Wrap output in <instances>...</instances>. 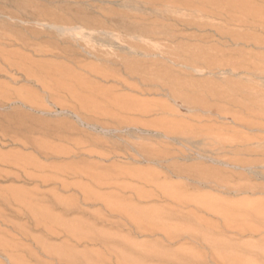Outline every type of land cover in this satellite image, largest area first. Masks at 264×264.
<instances>
[{
    "label": "rangeland",
    "instance_id": "374dc122",
    "mask_svg": "<svg viewBox=\"0 0 264 264\" xmlns=\"http://www.w3.org/2000/svg\"><path fill=\"white\" fill-rule=\"evenodd\" d=\"M181 1L0 0V264H264L261 18Z\"/></svg>",
    "mask_w": 264,
    "mask_h": 264
},
{
    "label": "bare ground",
    "instance_id": "6f19581e",
    "mask_svg": "<svg viewBox=\"0 0 264 264\" xmlns=\"http://www.w3.org/2000/svg\"><path fill=\"white\" fill-rule=\"evenodd\" d=\"M165 1V0H164ZM237 2V1H236ZM235 1H229V0H189V1H181L180 3L179 2H177V3H175V2H171V3H173V5L171 4V5H162V8H164V7H167V8H172V9H174L175 11H181V10H186V11H190V12H193L194 14H197V15H199V14H201V15H205V16H221L222 18L224 17L225 19H226V22L227 23H229V22H234V21H236V22H238L239 24H246L247 22L246 21H243V19L241 20V19H236V18H234V16H233V14H235V13H241L242 15H253L255 18L257 17V19H259V18H261V20L262 19H264V13L262 12V11H260L259 9H256V8H254V7H252L251 5H244V3L243 4H239V3H242L241 1H238L239 3H236ZM181 4H187V5H181ZM196 4H200V5H196ZM154 6H157V5H154ZM160 6V5H159ZM164 6V7H163ZM139 8H141V7H139ZM147 10V9H146ZM168 10V9H167ZM171 10V9H170ZM143 12V11H142ZM153 13H155L156 14V16L157 17H163L164 18V14H163V12L161 11L160 12V14H158L157 12H155V10H154V12ZM162 13V14H161ZM174 14V13H173ZM236 15V14H235ZM142 16V15H141ZM56 17V16H55ZM75 17V16H74ZM220 17V18H221ZM247 17V16H246ZM252 17V16H251ZM52 18V17H51ZM56 19V18H55ZM59 19V20H58ZM63 19V18H62ZM64 19H65V17H64ZM75 19V18H74ZM224 19V20H225ZM254 19V18H253ZM68 20H69V18H68ZM71 20V19H70ZM80 20V19H79ZM260 20V19H259ZM259 21V23L260 22H262V21ZM53 21H55L54 19H53ZM52 21V22H53ZM63 21V23L65 22L64 20H62ZM62 21H61V19H60V17L59 18H57L56 19V22H55V24H57V25H55L54 27L55 28H59V30L61 29H63V27L65 26V24H64V26H62V27H60V26H58V22H60V23H62ZM82 21V20H81ZM84 21V20H83ZM171 21V20H170ZM176 21V20H175ZM178 21V20H177ZM186 23V26L189 28V26L187 25L188 23H191L190 21H186V20H179V23ZM256 22H258V21H256L255 19H254V22L253 23H251V26L252 27H255V29H256V27H257V29H263L264 30V25L263 24H259V23H257L256 24ZM72 23V25L73 26H75L74 24H73V21L71 22ZM75 23V22H74ZM79 23H80V21H79ZM83 23V22H82ZM264 23V22H263ZM52 24H54V23H52ZM76 24H78V23H76ZM85 24V23H84ZM81 25V24H80ZM87 25V24H86ZM183 25V24H182ZM185 25V24H184ZM67 27V26H66ZM78 26H76L75 28H71V29H64L63 31H67V30H69L70 32L71 31H75V30H78V28H77ZM93 27V26H92ZM186 27V28H187ZM194 27V26H193ZM196 28V27H195ZM80 29V28H79ZM94 29V28H93ZM98 30L100 29V27L99 28H97ZM102 29V28H101ZM252 29V28H251ZM261 29V30H262ZM81 30V29H80ZM90 31V30H89ZM92 31H94V30H92ZM103 31V30H102ZM34 35H35V33H34ZM19 39V38H18ZM21 39V38H20ZM23 40V39H22ZM29 40V39H28ZM26 41V40H25ZM25 41H21L20 40V42H21V44H18L19 43V41H15V40H11L7 35H5V34H1L0 33V46H8V47H10L11 45L12 46H16V45H20L22 48H28V47H30V45L27 43V42H25ZM33 47V46H32ZM141 49V48H140ZM5 50H7L6 48H0V62L7 68V69H12V68H17V69H19L23 64H26V63H24V62H26V60H25V58H23L22 56H18V54L19 53H17V55L16 54H13L12 52L11 53H8V52H6ZM43 52V51H42ZM15 53V52H14ZM143 54H145L146 56L147 55H149L150 53H148L147 51L145 52V53H143ZM145 56V57H146ZM26 57V56H25ZM200 60H202V59H200V55L198 56V55H189V57H187V59H185L184 61H181V60H178L177 61V63H179V64H181L183 67H189V63H194V64H196V63H198ZM28 61V60H27ZM126 64V63H125ZM156 64V63H155ZM249 64V63H248ZM32 65V64H31ZM38 66V65H37ZM34 67V66H33ZM4 68V67H3ZM6 68H5V70H6ZM26 68V67H25ZM128 68V67H127ZM130 69V68H129ZM14 70V69H13ZM34 70H36V69H34ZM134 71V70H133ZM4 73L5 71H3V70H1V68H0V73ZM16 72V71H15ZM22 72H24V71H22ZM18 73H19V71H18ZM21 73V72H20ZM35 73H37V72H35ZM23 74V73H22ZM26 75V74H25ZM35 76H37L36 74L34 75V77ZM38 76H40V75H38ZM40 77H42V76H40ZM170 77V76H169ZM29 78V77H28ZM41 78H39V80H40ZM152 79L153 80H165V79H163V77H160L159 75H156V76H154V77H152ZM37 80H38V78H37ZM167 84H169L170 85V82H167V80L165 81ZM37 83V82H36ZM2 84V83H1ZM173 84V85H172ZM172 87L173 86H175L176 87V85H175V83H173L172 82ZM4 85V84H3ZM2 85V86H3ZM6 87V86H5ZM19 92H21V91H19ZM2 93H4V92H2ZM29 93H30V91H29ZM21 94V93H20ZM193 94H196V93H193ZM19 96V95H18ZM14 97V96H13ZM32 97V96H31ZM19 98H20V96H19ZM22 98V100H23V98L24 97H21ZM192 98V100L194 99V96H192L191 97ZM190 98V99H191ZM204 98V97H203ZM2 99V97L0 98V100ZM31 100H32V98H30ZM29 99V100H30ZM38 99V98H37ZM3 100V99H2ZM5 100V99H4ZM22 100H20V101H22ZM9 102V101H8ZM31 103H32V101H30ZM24 103H26V102H24ZM39 104V103H38ZM253 104H255L254 102H252V105ZM258 105V104H257ZM34 106V105H33ZM253 109V108H252ZM21 117V116H20ZM31 118V117H30ZM14 121V120H13ZM15 121H16V119H15ZM19 121V120H18ZM20 123L19 124H21L22 122L21 121H19ZM5 123V122H4ZM15 124V123H14ZM14 124H13V126H14ZM16 125H18L17 123H16ZM21 126V128H18V127H20ZM5 127V126H4ZM23 126H22V124L21 125H18L17 126V128H16V131L17 130H22L23 128H22ZM9 129H11L10 127H9ZM8 129V130H9ZM3 130H6L7 131V128L5 127V129H3ZM8 132V131H7ZM7 132L5 133V135L3 134V133H1V134H3L4 135V137L6 138L7 136H6V134H7ZM14 132H15V130H14ZM22 132V131H21ZM18 133H20V132H18ZM9 134V133H8ZM15 134H17V133H15ZM2 135V136H3ZM11 135V134H10ZM9 136V135H8ZM16 136V135H15ZM3 138V137H2ZM10 138V137H9ZM24 144V146H28V144H30L29 143V141H27V142H25V143H23ZM6 157V156H5ZM11 160V159H10ZM15 160V159H14ZM22 160H24V159H22ZM21 160V161H22ZM26 160V159H25ZM28 160V159H27ZM26 160V161H27ZM5 162H6V159H5ZM8 162V161H7ZM6 162V163H7ZM17 163L19 162V163H21L19 160H17L16 161ZM22 162H24V161H22ZM15 163V162H14ZM27 163H29V162H27ZM31 163V162H30ZM7 164H10V162H8ZM11 165V164H10ZM12 165H14L13 163H12ZM15 166H18V169H20V171H22L25 175H27L28 177L30 176V174L28 175L27 174V167H26V165L24 164V165H22V166H20V164L18 165V164H15ZM31 166V165H30ZM31 173V172H30ZM64 173V172H63ZM75 174V173H74ZM78 174V173H77ZM22 175V174H21ZM74 176V175H73ZM76 176V175H75ZM21 177V176H20ZM27 177V178H28ZM31 178H32V176H31ZM56 178V177H55ZM54 178V179H55ZM41 179H43L42 177H41ZM60 179H58L57 181H59ZM27 181H34V179L32 178V179H29V180H27ZM49 181H53V180H48V179H44L43 180V182L44 183H47V182H49ZM28 182V183H29ZM54 182H56V180L54 181ZM27 183V182H26ZM32 183V182H31ZM60 185V184H59ZM63 186V188H67L66 186H65V184H63L62 185ZM71 187V186H70ZM69 188V187H68ZM19 192V191H18ZM20 193V192H19ZM26 194V193H25ZM85 195V194H84ZM58 200V199H57ZM56 200V201H57ZM62 202V201H61ZM59 204V203H58ZM61 204V203H60ZM59 204V205H60ZM61 205H63V204H61ZM59 207V206H58ZM68 208V207H67ZM71 208H69V210H70ZM67 210V209H66ZM34 213V212H33ZM46 217V216H45ZM144 219V218H143ZM52 221V220H51ZM48 228V227H47ZM76 229V228H75ZM74 231L72 230V233H73ZM153 232V231H152ZM76 234V233H75ZM77 235H78V233H77ZM80 236V235H79ZM72 238V237H71ZM154 255V254H153ZM149 256V255H148ZM11 260V259H10Z\"/></svg>",
    "mask_w": 264,
    "mask_h": 264
}]
</instances>
